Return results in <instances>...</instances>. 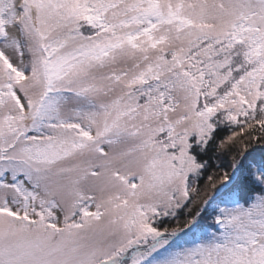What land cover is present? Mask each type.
<instances>
[{
	"label": "snow or ice",
	"instance_id": "snow-or-ice-1",
	"mask_svg": "<svg viewBox=\"0 0 264 264\" xmlns=\"http://www.w3.org/2000/svg\"><path fill=\"white\" fill-rule=\"evenodd\" d=\"M0 264H264V0H0Z\"/></svg>",
	"mask_w": 264,
	"mask_h": 264
}]
</instances>
